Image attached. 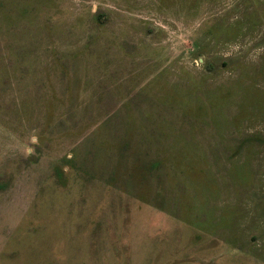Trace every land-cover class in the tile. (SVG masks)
Segmentation results:
<instances>
[{"label": "rangeland", "instance_id": "obj_1", "mask_svg": "<svg viewBox=\"0 0 264 264\" xmlns=\"http://www.w3.org/2000/svg\"><path fill=\"white\" fill-rule=\"evenodd\" d=\"M0 264H264V0H0Z\"/></svg>", "mask_w": 264, "mask_h": 264}]
</instances>
